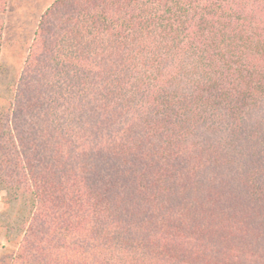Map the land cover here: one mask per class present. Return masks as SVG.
<instances>
[{
	"label": "trees",
	"instance_id": "trees-1",
	"mask_svg": "<svg viewBox=\"0 0 264 264\" xmlns=\"http://www.w3.org/2000/svg\"><path fill=\"white\" fill-rule=\"evenodd\" d=\"M0 190V264H264V0H53Z\"/></svg>",
	"mask_w": 264,
	"mask_h": 264
},
{
	"label": "rangeland",
	"instance_id": "rangeland-1",
	"mask_svg": "<svg viewBox=\"0 0 264 264\" xmlns=\"http://www.w3.org/2000/svg\"><path fill=\"white\" fill-rule=\"evenodd\" d=\"M53 0H9L4 16L5 28L0 54V108L13 95L15 80L21 70L39 18ZM3 192L0 190V210ZM7 245L0 234V256Z\"/></svg>",
	"mask_w": 264,
	"mask_h": 264
}]
</instances>
